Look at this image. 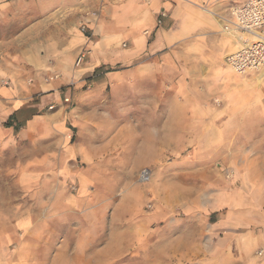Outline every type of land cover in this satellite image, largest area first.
<instances>
[{
    "label": "rangeland",
    "instance_id": "1",
    "mask_svg": "<svg viewBox=\"0 0 264 264\" xmlns=\"http://www.w3.org/2000/svg\"><path fill=\"white\" fill-rule=\"evenodd\" d=\"M29 2L0 21L12 24L11 35L19 31L21 9L36 12ZM107 69L121 66L91 69L69 102L63 86L62 103L40 111L60 109L66 122L59 155L35 133L0 149V235L9 233L10 245L22 246L15 234L28 215L26 241L43 242L36 233L42 227L60 233L62 242L88 248L86 258L83 250L76 256L81 264L207 263L217 224L222 237L248 231V223L228 222L248 217V128L175 119L165 125L166 102L179 101L174 89L170 94L147 79L136 87L110 79L100 88L89 79ZM261 136L249 144L256 153H264V127Z\"/></svg>",
    "mask_w": 264,
    "mask_h": 264
},
{
    "label": "crops",
    "instance_id": "2",
    "mask_svg": "<svg viewBox=\"0 0 264 264\" xmlns=\"http://www.w3.org/2000/svg\"><path fill=\"white\" fill-rule=\"evenodd\" d=\"M246 1L34 0L36 12L20 10L22 20L16 35L9 33L11 23H0V149L35 133L51 141L52 153L59 155L66 122L60 109L45 115L40 111L59 106L62 87L68 88L64 93L68 97L86 82L82 76L91 69L120 64L121 69L88 77L96 79L93 82L100 88L110 79L124 87H136L147 79L155 88L162 84L165 92L174 89L179 101H167L164 106L168 126L175 119L197 127L208 121V125L230 126L236 131L248 128V217L228 221L233 227L248 223V231L231 229L222 237L221 223L217 224L212 257L199 264H264V153L249 146L263 141L264 73L240 74L231 69L226 56L240 42L237 34L223 29L224 18H231V8ZM18 3L31 5L29 0H0V21L12 18V8ZM162 12L166 16L158 23ZM81 24L87 25L91 35L82 32ZM82 50L90 53L76 67ZM157 110H161L160 104ZM12 114V125H7ZM66 151L76 155L71 146ZM29 219L28 215L22 217L15 234L23 241L19 248L10 245L9 233L0 235L5 240L0 241V264H81L76 256L82 250L87 257V247L70 246L61 241L60 233L44 227L36 232L43 242L26 241L32 234Z\"/></svg>",
    "mask_w": 264,
    "mask_h": 264
},
{
    "label": "built area",
    "instance_id": "3",
    "mask_svg": "<svg viewBox=\"0 0 264 264\" xmlns=\"http://www.w3.org/2000/svg\"><path fill=\"white\" fill-rule=\"evenodd\" d=\"M166 16L162 12L158 23ZM87 33L86 24L80 26ZM223 29L237 34L239 47L226 56V63L237 73H264V0H247L241 6L231 8V18H224ZM89 50H82L77 57L76 66L82 65ZM67 102L69 97H65ZM54 105L49 106L52 109Z\"/></svg>",
    "mask_w": 264,
    "mask_h": 264
},
{
    "label": "trees",
    "instance_id": "4",
    "mask_svg": "<svg viewBox=\"0 0 264 264\" xmlns=\"http://www.w3.org/2000/svg\"><path fill=\"white\" fill-rule=\"evenodd\" d=\"M89 79H90V78H89ZM13 117H15V114H12V115L10 116V118H9L8 121L6 122L7 125H12V122H13V121H12L11 119H12ZM19 127H20V125H17V126H16V129H18Z\"/></svg>",
    "mask_w": 264,
    "mask_h": 264
}]
</instances>
